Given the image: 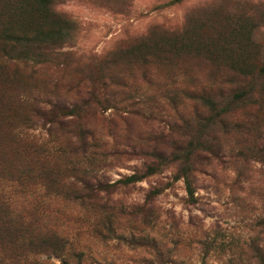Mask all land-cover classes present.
I'll return each instance as SVG.
<instances>
[{"label":"rangeland","instance_id":"obj_1","mask_svg":"<svg viewBox=\"0 0 264 264\" xmlns=\"http://www.w3.org/2000/svg\"><path fill=\"white\" fill-rule=\"evenodd\" d=\"M54 9L75 28L49 62L5 59L0 45V202L10 206L0 209V264H61L51 235L73 264H259L264 77L238 75L216 49L234 46L248 15L264 43V0H63ZM109 75L118 83L109 107L81 111L85 84ZM33 94L78 117L46 135L27 104ZM85 127L96 146L83 157ZM89 172L106 189L98 198L80 182ZM133 173L139 180L122 182Z\"/></svg>","mask_w":264,"mask_h":264},{"label":"trees","instance_id":"obj_2","mask_svg":"<svg viewBox=\"0 0 264 264\" xmlns=\"http://www.w3.org/2000/svg\"><path fill=\"white\" fill-rule=\"evenodd\" d=\"M63 0H0V45L2 46L1 56L5 59L32 62L33 64H43L49 62V58L54 55L55 49L63 43L69 41L75 28L72 20L54 9L57 2ZM241 20V19H239ZM252 16H246L238 29L233 30L230 35L234 40V46H219L216 50L217 56L221 53L227 57L230 67L238 75L251 77L262 75L264 77V43L254 38V29L258 26ZM196 42L193 38L190 43H182L183 48L190 47ZM204 48L212 53V50L205 45ZM196 50V48H195ZM109 75L107 81H99V85L89 82L87 96L81 102V111L85 112L96 107H109L112 92L118 83L114 82ZM249 91H241L236 98L247 95ZM201 99L210 98L206 94L200 95ZM29 102V104H28ZM24 102L22 100L21 107ZM27 104L31 116H37L43 122L48 123L45 128L46 135H50L53 128L65 127L71 121L68 116L78 117L77 109L70 110L67 106L50 99H43L40 94H33L28 97ZM134 105V104H133ZM30 121V119H27ZM83 140L81 145V156L86 157V153L96 146L93 134L85 127L82 129ZM86 135V136H85ZM17 136V135H16ZM36 134H28L31 137V145L36 144ZM92 155V154H91ZM90 155V156H91ZM106 155V154H105ZM187 173V172H186ZM186 181V188L190 192L187 175L183 174ZM83 178L85 176L83 175ZM86 179V180H85ZM80 180L84 189L93 192V196L98 198V191L101 189L97 181L96 174L89 172L86 178ZM91 180H94L92 183ZM139 180L135 173L126 176L122 182L133 183ZM0 209L10 211L9 204L0 202ZM51 250L54 255H58L61 264H73L66 258L65 244L60 235L50 236ZM68 253L79 259L82 252L68 250ZM259 264H264V248L259 250Z\"/></svg>","mask_w":264,"mask_h":264}]
</instances>
